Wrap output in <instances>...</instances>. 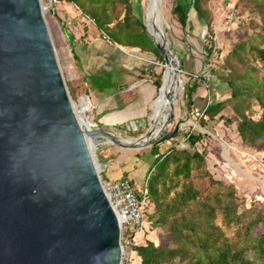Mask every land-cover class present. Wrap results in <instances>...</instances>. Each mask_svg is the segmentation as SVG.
Segmentation results:
<instances>
[{
	"label": "water",
	"instance_id": "1",
	"mask_svg": "<svg viewBox=\"0 0 264 264\" xmlns=\"http://www.w3.org/2000/svg\"><path fill=\"white\" fill-rule=\"evenodd\" d=\"M187 20L205 36L191 7ZM147 35L178 74L181 59ZM77 107L40 0H0V264H121L119 221L98 173L107 160L95 151L150 147L187 118L164 130L170 116L142 144L149 124L128 143L84 125Z\"/></svg>",
	"mask_w": 264,
	"mask_h": 264
},
{
	"label": "trees",
	"instance_id": "2",
	"mask_svg": "<svg viewBox=\"0 0 264 264\" xmlns=\"http://www.w3.org/2000/svg\"><path fill=\"white\" fill-rule=\"evenodd\" d=\"M206 1L172 0L169 12L185 33L193 29L187 12L190 7L194 10L205 25L206 40L210 43L208 56L213 48L210 42L213 28ZM251 1L260 18L258 28L250 33L244 31V39L226 51L222 61L227 67L228 96L208 103L198 123L202 126L215 119L226 123L235 121L241 143L264 150V0ZM61 3L74 5L80 15L91 21L90 26L99 37L120 46L136 47L152 54L158 62L162 61L140 17L133 13L130 0H62ZM65 36L71 44L73 37L66 29ZM232 62L240 64L243 70L236 73ZM254 62L261 65L256 66ZM161 73L160 69L152 75L156 89L161 83ZM200 80L201 76L195 77L185 88L188 111ZM253 102L258 109L255 119L249 111ZM226 106L237 118L220 113ZM203 135L187 131L184 140L193 146ZM160 143L150 146L147 152L153 160L143 180L147 199L144 241L132 246L138 256L137 264H264V204L255 205L252 201L248 207L241 206L233 183H222L214 177L201 151L189 152L169 146L160 152ZM193 171L199 172L195 175L196 183L192 182ZM126 177V173L121 176ZM148 225L166 232L163 244L157 245L145 237ZM225 228H231L232 232L228 235Z\"/></svg>",
	"mask_w": 264,
	"mask_h": 264
},
{
	"label": "rangeland",
	"instance_id": "3",
	"mask_svg": "<svg viewBox=\"0 0 264 264\" xmlns=\"http://www.w3.org/2000/svg\"><path fill=\"white\" fill-rule=\"evenodd\" d=\"M130 1L132 2L131 5L133 13L140 17L142 24L146 30V27L149 28V21L152 13L151 0ZM171 1L172 0H162L161 17L163 19V26L168 48L176 56L177 60L181 59L182 61V64L179 65V68L181 70L178 72V76L183 80V84L182 90L178 97L179 99H177L176 102V111L174 109L170 121L165 126L164 130L171 129L174 121L184 117H187L185 118V120L189 121L190 124L181 126L171 139L162 141L158 146V150L162 152L169 146L181 148L184 145V148L189 152H191L193 149L201 151L205 155L204 158L206 167L212 173V175L219 179L222 183H233L237 201L241 204V206L248 207L252 201H254L255 205H257L258 203L264 204V150H258L254 147H248L243 143L241 146L242 148L238 147V149L240 150H237L233 143V139L237 137L235 130V121L226 123L220 119H215L213 120V122L208 121L207 123H205V125L201 126L198 123L199 117L198 119L196 117H192V115L187 111V107L185 104V88L188 83L192 81V79H194L191 78V76H188V73L184 72V70L186 69V67L184 68V66H186L185 55H192L193 59L196 60L195 63L198 71L204 70L206 68L208 69V76L206 77L208 83L210 84V87H212L213 85L211 84L213 80H223L225 83L226 76H228L226 74L227 67L222 60L226 51L231 49L234 44L244 39V31L246 33H250L251 31L253 32L258 28L260 18L258 14L255 13L254 4L251 0L206 1L205 5L209 8V12L211 14L210 26H212L213 28V38L212 41H210L213 48L210 54L206 56L210 44L207 42L206 36H201L198 38L196 36V33L200 35V31L198 33V31L195 29L186 31L184 33L182 28L178 25V23L174 20V17L169 12ZM60 6H62V8H60ZM64 6L66 7H63V5L59 4L53 6L52 8L55 15L51 16L50 14H45L44 18L46 21V26L49 28L54 38L59 62L67 77L74 102H78L79 107H82L83 102H87L88 104L89 102L85 97L79 98V94L84 91V89L82 80L78 78V67L76 69L77 59L75 57H72L71 47L74 44V41H72L71 44H68L69 46H67L65 42L66 37L64 32L66 29L71 33L72 37L76 35L81 43L87 41L85 39H87V37H89L91 34L93 37L98 35L97 32H95L90 26L89 22L91 21L88 18L80 15L79 11L75 9L74 5L65 3ZM230 12L233 13L232 18L227 21L225 27L219 28V20H221L223 25L224 21L226 20V16ZM108 42L110 44H115L109 40ZM220 47L221 49H219ZM162 63L163 61L159 62V64L157 65V70L160 71L161 69L163 72V69L165 67L164 65L162 66ZM254 63L256 66L261 65L260 62ZM232 64L235 67L234 71L236 73H239L243 70V67L240 66V64L233 62ZM262 68L264 69V65H262ZM70 69L74 71V76L69 72L71 71ZM198 71L193 72L198 73ZM161 85L162 75L159 87H161ZM214 86L216 87V84ZM229 109L230 107L226 106L221 110L220 113L223 116L232 117L233 119L237 118L233 115V113L229 112ZM249 111L252 114V118L255 119L258 116L257 105L254 102L251 104ZM150 114L151 107L148 108V117L150 116ZM79 115L80 119H82L80 112ZM86 115H89L91 117V120L95 121L93 119V115L90 114L89 111L86 112ZM150 122L151 119L148 118V124H150ZM143 131L141 133H143ZM187 131L200 132L204 135L193 146H189L184 140V134ZM111 132L118 137L129 139L135 138L141 134H138V132ZM165 143L168 144L164 146ZM233 146L234 148H232ZM104 147L116 149L115 155H118L120 157L127 156L129 153H132V151H136V153L139 155L140 153L148 152L149 149V147H142L135 150L121 149L118 147L107 145ZM97 151L98 150L95 151L96 157ZM198 173V171H193L191 173L193 183L197 182V178L195 175H197ZM216 221L218 223L220 222V216L217 217ZM148 228L149 229L148 231H146L145 237L152 240L157 245L163 244L167 235L166 232L161 230L160 228L152 229L149 227V225ZM225 232L229 235L232 232V229L225 228Z\"/></svg>",
	"mask_w": 264,
	"mask_h": 264
},
{
	"label": "crops",
	"instance_id": "4",
	"mask_svg": "<svg viewBox=\"0 0 264 264\" xmlns=\"http://www.w3.org/2000/svg\"><path fill=\"white\" fill-rule=\"evenodd\" d=\"M59 5L66 7L65 3ZM72 39V57L77 59L78 78L82 80L84 89L79 98L87 99L88 111L93 119L110 131L133 133L145 129L149 125L148 108L155 107L158 97V94L155 96L157 89L152 82L153 73L158 71V60L149 52L140 51L136 47L110 44L107 39L93 37L92 34L84 43L76 35ZM65 42L69 46L67 37ZM185 56L184 72L198 71L192 55ZM70 70L74 76V71ZM211 84L212 87L206 89L203 83L198 82L192 96L191 108L187 110L192 117L198 118L208 103L228 96L223 80H213ZM236 136L233 143L240 150L238 147L242 148V143L237 132ZM166 144L168 143L164 146ZM184 147L183 145L181 148ZM115 152L116 149L110 147H102L97 151L98 159L107 160L106 167L100 171L101 177L113 180L126 173L134 185L141 186L153 157L147 152L138 155L136 151L120 157Z\"/></svg>",
	"mask_w": 264,
	"mask_h": 264
},
{
	"label": "built area",
	"instance_id": "5",
	"mask_svg": "<svg viewBox=\"0 0 264 264\" xmlns=\"http://www.w3.org/2000/svg\"><path fill=\"white\" fill-rule=\"evenodd\" d=\"M61 2L62 0H40L44 15H55L52 7ZM232 16V12L226 16V20L223 23L224 26L221 20H219V28L225 27V24ZM198 73L191 72L189 75L191 78L201 76L202 80H200V82L203 83L206 89H209L210 84L206 77L208 76V69L206 68L198 71ZM195 114L197 115V113ZM100 171L101 169H99L98 173L103 189L119 221L121 264H137L138 256L132 246L138 245L144 241V231L146 228L144 211L147 205L145 196L146 189L144 184L143 186H136L125 178L105 180L101 177Z\"/></svg>",
	"mask_w": 264,
	"mask_h": 264
},
{
	"label": "bare ground",
	"instance_id": "6",
	"mask_svg": "<svg viewBox=\"0 0 264 264\" xmlns=\"http://www.w3.org/2000/svg\"><path fill=\"white\" fill-rule=\"evenodd\" d=\"M161 5L162 0H151L152 13L149 21V28H146V30L156 42L160 44L165 43L167 45L163 19L161 17ZM164 67L162 72V85L159 87L157 102L155 107L151 109L150 114V125H152V129L142 138V144H146L153 139L157 135L159 128H162L167 123L174 109L176 111L175 106L182 90L183 80L176 74L177 63L172 56L167 57V63L164 64ZM86 103L87 102H83L82 107H77L78 115L80 112L82 116V119H80L79 115V119L84 125L91 124L90 117L86 115V112L89 110V104ZM184 120L185 118L177 125L178 129L181 126L190 124L189 121L185 120L184 122ZM125 141L131 143L133 139L125 138Z\"/></svg>",
	"mask_w": 264,
	"mask_h": 264
}]
</instances>
